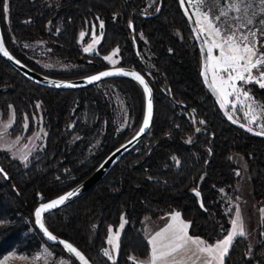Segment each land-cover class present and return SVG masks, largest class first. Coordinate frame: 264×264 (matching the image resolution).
Returning <instances> with one entry per match:
<instances>
[{"label": "trees", "instance_id": "obj_1", "mask_svg": "<svg viewBox=\"0 0 264 264\" xmlns=\"http://www.w3.org/2000/svg\"><path fill=\"white\" fill-rule=\"evenodd\" d=\"M7 7L5 14L0 0L4 44L28 67L55 78H76L108 66L102 56L115 49L116 64L138 70L153 91L146 134L94 186L44 215L51 232L72 242L93 264H134L129 256H144L148 250L143 218L177 210L190 223L191 235L212 242L229 225L225 195L234 198L238 178L231 153L245 162L254 205L264 206V137L233 126L219 112L202 85L198 49L177 0H7ZM93 34L100 36L95 52L85 53L82 44ZM33 39L72 66H40L20 44ZM105 84L115 86L125 102L129 122L122 128ZM242 86L264 105V89L251 83ZM142 111V90L131 78L49 88L26 79L0 57V115L12 116L8 134L44 130L39 148L25 162L0 150L6 173H0V261L8 253L33 255L44 245L69 264H78L35 230L32 211L37 197L51 198L87 176L135 132ZM256 123L264 125V113ZM74 134L80 137L73 140ZM193 187L203 209L190 192ZM121 216L126 223L118 251L109 259L103 255L108 230L117 227ZM224 264H264V218L257 220L252 240L245 236L233 242Z\"/></svg>", "mask_w": 264, "mask_h": 264}, {"label": "snow or ice", "instance_id": "obj_2", "mask_svg": "<svg viewBox=\"0 0 264 264\" xmlns=\"http://www.w3.org/2000/svg\"><path fill=\"white\" fill-rule=\"evenodd\" d=\"M193 2L194 0H188L190 6ZM195 2L197 10L193 15L196 16L195 22L199 26L198 32L199 35L204 36L205 43L209 44L207 60L201 75L207 76L210 67L212 72L210 86L221 98V108H224L225 104L228 103V97L234 96L236 102L232 103L231 106L235 109L237 104L241 103V97H243L241 106L247 109L245 111L247 123L249 125L255 124L258 119L257 110L264 113V105L257 104L250 91L243 88L242 85L251 83L257 85L260 89H264V71H259L264 68V53L259 52L258 49V45L262 42L257 39L258 31L249 27L258 22L261 26L259 34L264 35V0H195ZM184 3L185 0H181V4ZM7 11V0H4L5 14H7ZM232 12L240 13L239 16L232 18L237 21L235 24L228 19L229 14ZM129 26L131 27V23ZM100 27L103 28V22H101ZM242 28L247 29V31H240ZM194 31L197 30L194 29ZM213 49H217L219 55L214 56ZM84 50L87 52L90 49L85 48ZM0 53L11 59L2 42H0ZM105 59L110 60L111 57H105ZM254 70L259 71L258 76L254 74ZM122 71L118 70L117 73L111 71L101 72L88 79L89 82L96 81L101 77L119 74ZM132 75L141 84L144 83L140 76L135 73ZM144 90L146 93L148 92L147 86ZM151 110L152 105L149 100L143 126L140 129L141 132L149 125ZM200 123L204 122L200 121ZM241 127H245V125L242 124ZM261 128L262 130L256 132V135H264V125ZM246 130L252 132L251 127H247ZM72 195L73 193L69 192L49 203L41 204L35 209V223L44 232L48 240L55 241L57 237L46 229L41 220L42 213L63 204ZM196 195L199 196V193L197 192ZM261 211L264 212V209ZM170 215L171 222L148 240L150 255L145 264H224L225 257L228 255L233 242L238 237L246 236L239 207L235 209V217L231 220L230 230L223 239L213 244H209L198 237L190 236L188 234L190 223L180 219L179 212H173ZM125 223L124 217L121 216L120 229H123ZM120 229L116 232V243L113 242V229L109 227L108 230L110 235L107 242L113 246V252L118 251L119 248ZM59 242L68 252L73 253L82 264H88L81 252L72 244L63 240ZM103 255L112 259L107 249L104 250Z\"/></svg>", "mask_w": 264, "mask_h": 264}, {"label": "rangeland", "instance_id": "obj_3", "mask_svg": "<svg viewBox=\"0 0 264 264\" xmlns=\"http://www.w3.org/2000/svg\"><path fill=\"white\" fill-rule=\"evenodd\" d=\"M188 9L194 19V22L196 21V16L193 15L194 12H196V2L194 0L193 4L190 6L188 3V0H185ZM240 13L232 12L229 14V21L233 24L237 23L234 19H232L235 16H239ZM195 25L198 29V25L195 22ZM252 27L253 30L258 31L257 39L262 42V44L258 45L259 52L264 53V35L259 34L260 25L254 24ZM240 31H247V29H240ZM82 36V34L80 35ZM99 35L93 34L91 38L82 44L83 51L85 53H93L95 52L96 43L99 40ZM201 38L203 40L205 49H206V60H207V49L209 44L205 43V38L203 35H201ZM20 44L24 47L26 54L32 58L36 63H38L43 68H65L72 66V63L60 58L51 56L47 50V47L44 45V43L41 40L33 39V40H22L20 41ZM85 48H89V51H85ZM115 49L109 51L107 54L103 55V59L105 62L112 66L116 65L117 63V57L115 53ZM213 55H219V51L217 49H213ZM105 57H111L110 60H106ZM259 71H264V68H261ZM259 71L254 70L255 75H259ZM208 75L209 79L211 81L212 79V72L211 68L208 69ZM104 89L107 93V96L110 98L113 107H114V116L117 120L118 127H124L129 122V119L126 114L125 110V102L123 100V97L119 93V91L115 88V86L111 84H105ZM243 87V86H242ZM257 104L260 105L259 101L255 99ZM236 102V98L234 96L228 97V103L225 105L228 107L229 111L231 113H234L241 117L244 122L247 123V119L245 118V111L247 110L246 107L241 106V103L243 102V97H241V103L237 104V107L234 109L231 105L232 103ZM260 111L257 110V116L259 117ZM85 119L88 121L90 119V116L86 115ZM92 119H90L91 121ZM12 122V116L7 115L6 117H1L0 115V150L5 151L8 153L11 157L16 158L19 161L25 162L27 157L34 152L36 149L40 146V140L42 139L44 135V130L42 128H38L36 131L32 132L29 135H16V136H10L8 134V127L10 126ZM252 126L261 129L259 123L252 124ZM80 137L79 134L73 135V140L78 139ZM94 146V142L90 144V146L86 147L85 154L88 153V151ZM231 159L235 162V173H239L237 175V181L234 186V192L235 196L234 198H230L227 195H225V198L228 200V207L227 209H231L230 215L228 217V228L226 232L219 238L215 239L212 242H208L205 239H203L200 236L191 235L188 231V234L194 238L198 237L205 242L209 244H213L218 240H221L224 238V236L227 234V232L231 228V220L235 217V209L239 207L241 218L246 230V237H249L251 240L254 237L255 234V226L257 223V220H261L264 218V212L261 210L264 209V206L256 207L254 205V202L251 197V183L249 176L245 169V162L241 155L236 153H231ZM26 157V159H25ZM251 197V198H250ZM178 212L177 210L169 211L162 216L152 218L150 216H145L143 218V234L145 239L148 240L154 236L157 232L161 231L166 225L171 222V213ZM180 219H182L185 222H188L185 218H183L180 214ZM121 224V218L117 225V227L112 232L113 242L116 243V232L118 229H120ZM121 229L119 230L120 233ZM109 233L107 235V241L109 238ZM108 244V251L112 258H114V255H116V252L112 251V245ZM150 255V245L148 244V250L146 255L144 256H137V255H130L129 258L133 261L134 264H145V262L148 261ZM35 261L41 262V263H49V264H69L67 258L62 256L61 254L53 251L51 248H48L46 246H42L41 250L33 255L27 256L23 254H16V253H8L6 254L0 261V264H30L34 263Z\"/></svg>", "mask_w": 264, "mask_h": 264}, {"label": "water", "instance_id": "obj_4", "mask_svg": "<svg viewBox=\"0 0 264 264\" xmlns=\"http://www.w3.org/2000/svg\"><path fill=\"white\" fill-rule=\"evenodd\" d=\"M179 8L181 10V12L184 15V18L189 26V29L191 31L192 37L196 43V47L198 49V53H199V76L202 82V85L204 86V88L206 89V91L210 94V96L212 97L215 105L217 106L219 112L221 113V115L226 119V121L230 124H232L235 127L241 128L242 130L248 132L251 135L254 136H259V137H264V135H256V132H260L262 129H258L252 125H249L248 123H245L241 120H239L238 118L234 117L233 114L227 109L226 105L224 108H221V98L218 96V94L211 88V81L209 79V75L207 73V76H202L201 75V71L204 69L205 66V62H206V49L203 43V40L201 38V35H199L198 29L195 25V22L193 20V17L189 11V9L187 8L186 4L184 3L183 5L181 4V0H177ZM159 8V4L155 10V12L157 11V9ZM145 16H148L149 14H144ZM194 29H196L197 31H194ZM0 42L3 43L4 45V49L9 53V56L11 57V59H9L7 56H4L2 53H0V57L5 60L16 72H18L20 75L24 76L26 79L30 80L33 83H36L38 85L41 86H45V87H49V88H59V89H72V88H81V87H85L88 86L90 84H94L99 82L100 80L103 79H108V78H119V77H128L131 78L133 80H135V82L140 86L141 90H142V94H143V111H142V117H141V121L137 127V129L135 130V132H133V134H131V136H129L126 140H124L123 142H121L120 144H118L117 146H115L113 149H111L99 162L98 164L93 168V170L87 175L85 176L82 180H80L79 182H77L76 184H74L73 186H71L70 188L66 189L65 191L51 197L45 200H42V196L38 195L37 200H38V204L33 208L32 211V223L33 226L35 228V230L38 232V234L41 236L42 240L44 242H46L47 244H57L60 247H62L63 250L67 251L64 246L59 242L60 240H63L67 243L72 244L78 251L81 252V254L85 257V259L88 261V264H93L87 257L86 255L78 248L76 247L72 242H70L69 240H66L56 234H54L53 232H51L46 226V229L54 236L57 237V239L55 241L52 240H48V238L44 235V232L39 228L38 225H36L35 223V209L37 207H39L41 204L44 203H49L50 201L57 199L60 196L66 195L69 192H72L73 195L65 200V202L61 205H58L57 207L48 210L47 212L42 213L41 216V220L43 222V217L46 213H48L49 211H52L64 204H66L67 202L75 199L76 197H78L79 195H81L82 193H84L85 191H87L88 189H90L92 186H94L107 172L108 170L117 162L119 161L120 157L125 154L127 151H129L131 148L134 147V145L139 142V140L146 134L147 130L149 129V126L151 124V120H152V114H153V104H152V98H153V91L152 88L149 84V82L147 81V79L145 78L144 75H142L138 70H136L135 68L131 67V66H124V65H112V66H106L102 69H99L95 72L86 74L84 76H80V77H76V78H69V79H62V78H55V77H51L48 75H45L43 73H40L30 67H28L26 64H24L22 61H20L18 58H16L5 46L3 38H2V34H1V29H0ZM118 70H123L121 73L119 74H114L111 76H105V77H101L99 80L96 81H91L89 82V77L94 76V75H98L101 72H106V71H111L114 73H117ZM123 73H127V74H123ZM133 73H135L136 75L140 76L144 83L141 84L139 80L136 79V77L134 75H132ZM145 86H147L148 88V92H145ZM149 100L151 101V105H152V110H151V117L149 120V125L146 129H144L143 132L140 131V129L143 126V121H144V117L147 111V104L149 102ZM229 117H231V119H229ZM235 121V122H233ZM245 125V127H241V125ZM247 127H251L252 128V132H249L246 130ZM0 173L6 177V173L4 172V170L2 169V167L0 166ZM190 192L194 195L196 202L198 204V206L200 208L203 209V205H202V201H201V195L199 193V191L196 188H191ZM199 193V196L196 195V193ZM68 252V251H67ZM75 260L78 264H82V262L73 254L68 252Z\"/></svg>", "mask_w": 264, "mask_h": 264}, {"label": "crops", "instance_id": "obj_5", "mask_svg": "<svg viewBox=\"0 0 264 264\" xmlns=\"http://www.w3.org/2000/svg\"><path fill=\"white\" fill-rule=\"evenodd\" d=\"M256 24L258 25L259 23L257 22ZM256 24H255V25H256ZM114 257H115V255H114ZM112 259H113V258H112Z\"/></svg>", "mask_w": 264, "mask_h": 264}, {"label": "flooded vegetation", "instance_id": "obj_6", "mask_svg": "<svg viewBox=\"0 0 264 264\" xmlns=\"http://www.w3.org/2000/svg\"><path fill=\"white\" fill-rule=\"evenodd\" d=\"M194 20V19H193ZM109 66V65H108Z\"/></svg>", "mask_w": 264, "mask_h": 264}]
</instances>
